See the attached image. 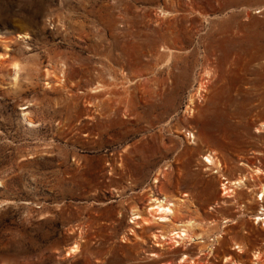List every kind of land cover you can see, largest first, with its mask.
<instances>
[{
    "label": "rangeland",
    "instance_id": "obj_1",
    "mask_svg": "<svg viewBox=\"0 0 264 264\" xmlns=\"http://www.w3.org/2000/svg\"><path fill=\"white\" fill-rule=\"evenodd\" d=\"M263 216L264 0H0V264H264Z\"/></svg>",
    "mask_w": 264,
    "mask_h": 264
},
{
    "label": "bare ground",
    "instance_id": "obj_2",
    "mask_svg": "<svg viewBox=\"0 0 264 264\" xmlns=\"http://www.w3.org/2000/svg\"><path fill=\"white\" fill-rule=\"evenodd\" d=\"M162 201V200H161ZM158 207V209L160 210V211H163V212H170L172 209H170L169 207H168V205L167 206H162V205H158L157 206ZM164 216L162 215L161 216V218L162 219H164L163 218ZM175 233H179L180 235H183L184 234V232L181 230V231H176ZM186 234V233H185Z\"/></svg>",
    "mask_w": 264,
    "mask_h": 264
},
{
    "label": "built area",
    "instance_id": "obj_3",
    "mask_svg": "<svg viewBox=\"0 0 264 264\" xmlns=\"http://www.w3.org/2000/svg\"><path fill=\"white\" fill-rule=\"evenodd\" d=\"M222 180H224V179H222ZM225 183H226V181H224ZM262 222H263V224H264V216H263V218H262V220H261Z\"/></svg>",
    "mask_w": 264,
    "mask_h": 264
}]
</instances>
